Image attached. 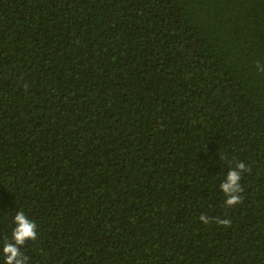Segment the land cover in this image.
I'll use <instances>...</instances> for the list:
<instances>
[{
  "label": "trees",
  "instance_id": "1",
  "mask_svg": "<svg viewBox=\"0 0 264 264\" xmlns=\"http://www.w3.org/2000/svg\"><path fill=\"white\" fill-rule=\"evenodd\" d=\"M257 63L264 0H0V264H264Z\"/></svg>",
  "mask_w": 264,
  "mask_h": 264
},
{
  "label": "clouds",
  "instance_id": "2",
  "mask_svg": "<svg viewBox=\"0 0 264 264\" xmlns=\"http://www.w3.org/2000/svg\"><path fill=\"white\" fill-rule=\"evenodd\" d=\"M257 69L264 71V65L257 63ZM248 171H250L249 167L243 162H239L227 172L225 180L220 185V189L226 198V206L233 207L242 202L241 174ZM199 220L205 225L212 222L211 218L203 214ZM215 222L224 227L231 226L229 219L216 218ZM13 223L15 227L12 230L11 240L5 241L2 247V254L5 258L4 264H27V257L21 252V248L27 241H35L38 238L37 225L29 220L22 210L16 212Z\"/></svg>",
  "mask_w": 264,
  "mask_h": 264
}]
</instances>
